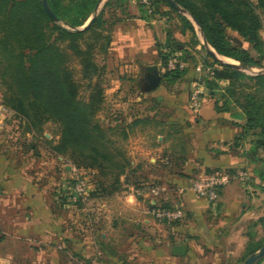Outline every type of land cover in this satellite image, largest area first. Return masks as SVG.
Instances as JSON below:
<instances>
[{
    "label": "crops",
    "instance_id": "obj_1",
    "mask_svg": "<svg viewBox=\"0 0 264 264\" xmlns=\"http://www.w3.org/2000/svg\"><path fill=\"white\" fill-rule=\"evenodd\" d=\"M134 10L138 14L135 6ZM171 25L166 18L150 24L137 18L116 32L118 39L112 56L122 63H135L118 65L111 89L116 99L109 103L112 112L108 118L103 117L106 125H119L128 131L124 154L130 165L120 178L121 189L102 200L91 198L89 201L101 207L97 211L81 208L66 197L74 183L61 181L64 195L50 196L41 182L44 171L32 184L16 182L7 173V179L0 182V264H34V254L19 256L20 243L24 244L23 252H46L47 264H211L222 240L234 234L241 239L236 248L246 247L248 234L236 226L255 218L253 205L262 198L264 182L254 169L257 163L248 157L251 140H240L245 119L234 117L231 112H218L216 99L206 94L201 109L192 108L190 92L199 76L196 68L201 64L191 60L182 81L169 86L172 93H179V99H146L159 88H152L155 76L143 69L156 65L162 72L160 64L152 61L158 55L154 45L156 41L166 42ZM174 35L183 42L179 46L196 54L189 43L190 33ZM135 73H143L148 87L130 98L125 93L137 88L127 87L126 82L133 83L128 79ZM124 94L127 97L123 98ZM135 108L142 109L141 113H134ZM163 111L169 114L165 116ZM150 122L158 128L141 127L130 134L132 127ZM241 170L248 171L247 180L229 182L217 202L200 198L191 190L195 179L211 173L239 176ZM66 174H71L69 169ZM149 184L163 189L164 205L185 210L184 221H156L149 213L151 198L134 195L135 188H147ZM233 218L237 221L235 226L223 227ZM178 245L188 246L185 256L173 255V248Z\"/></svg>",
    "mask_w": 264,
    "mask_h": 264
},
{
    "label": "trees",
    "instance_id": "obj_2",
    "mask_svg": "<svg viewBox=\"0 0 264 264\" xmlns=\"http://www.w3.org/2000/svg\"><path fill=\"white\" fill-rule=\"evenodd\" d=\"M127 1L132 0H109L96 16L99 0H48L60 21L56 23L45 11L42 0H0V44L4 48L1 63L9 68L2 76L12 78L10 88L16 99V105L10 106V109L34 124L42 125L48 120L60 123L62 131L54 149L56 154L68 155L70 150L68 156L77 167L97 170L104 176L112 177L110 187L101 182L97 188L102 191L109 189V194L121 189L120 178L130 165L122 151L109 148L110 144L114 145L112 134L123 133L124 130L119 125H106L96 118L98 107L94 103L98 102L86 103L78 98V85L68 63L72 58L79 59L85 77L90 78L97 71L92 59L94 46L85 40L90 35L99 36L98 30L106 23V9L114 3L123 5ZM149 1L153 10L151 14L155 15L157 1ZM174 1L200 24L204 38L218 54L239 62L244 69L264 70V41L260 35L264 26L260 13L264 11V0ZM144 7L149 13L146 5ZM94 16L89 29L77 30ZM181 18L185 30L192 35V46L199 45L195 26L185 15L181 14ZM230 32L248 43L251 50L235 45ZM171 38L170 35L166 44L171 55L161 56L164 68L168 67L174 54L184 52ZM26 50L28 56L22 53ZM210 57L213 63L207 66L212 69L213 75L207 77L204 84L211 93H221L216 100V110L220 113L241 110L240 116L245 119V125L240 140L251 138L253 147L248 157L253 162L264 163L259 154L260 150H264V98L255 96V92L264 94V73L247 75L219 62L212 55ZM186 72L187 68L181 71L175 68L168 70L164 78L177 81ZM222 82H228L224 90L220 88ZM245 90H252L253 93H246ZM96 98L100 101L98 95ZM254 157L259 161L253 160ZM260 177L264 182V169L260 171ZM263 246V242L251 243L248 257Z\"/></svg>",
    "mask_w": 264,
    "mask_h": 264
},
{
    "label": "rangeland",
    "instance_id": "obj_3",
    "mask_svg": "<svg viewBox=\"0 0 264 264\" xmlns=\"http://www.w3.org/2000/svg\"><path fill=\"white\" fill-rule=\"evenodd\" d=\"M108 1H106L104 4H101L102 0H99V4L97 6L98 11H96V16L99 15V13L103 10L105 4ZM156 1H157V5H156L155 15L148 13V11L145 9L144 5L140 0L127 1V3H124L123 5L114 3V5L106 9V13L104 16V20L106 23L105 25L103 24L100 31L98 30L99 36L90 35V37L89 38L87 37V39L85 40L86 43L93 44L94 46L92 48V59L97 66V71L90 78L85 77L83 73L82 64L79 59L72 58L68 63V67L70 68L72 75L78 85V89H79L78 98L86 103L98 102V103H94L95 106L98 107L96 118L100 119L102 123H105L103 117L108 118V115L112 112V109L109 107V103H111V101H114L116 99L115 96L116 93L111 92V89L112 86L114 85L113 79L117 78V75L114 73L117 70L118 65L120 64L124 65V63L127 65L135 64L134 62L127 63L125 62V60H123L124 63H122V60L120 58L115 59L112 56V53L115 52L114 48L115 45L117 44V39H118V36H116V32L118 31V28L122 27L124 24H128V22L135 20L137 18L143 20L146 24H150L153 21L162 18H166L168 19V21L172 22L171 25L172 27L170 26V28L167 29L168 34H167L166 42L160 43L156 41V44L154 45V48L157 50L158 55L156 56L155 59L153 60L151 59V60L158 62L161 66V70H162V72L160 73L161 81L157 87L159 89L153 93H149L146 99H149L150 101L152 99L156 100L157 97H162V100H172L175 98L176 99L180 98L179 93L174 94L172 93L171 90H169V86L182 81V79L187 74V72L181 79L177 81L171 82L168 78L167 80L166 78H164L165 73L168 70L171 71L173 69L169 68V64L167 68L163 67L164 61L162 60L161 56L162 54L166 55L170 53L169 50L166 48V44L168 43V41H170V35L173 41L181 45L183 44V42L181 41V39L178 40L175 37L174 33L180 34V32L181 33L183 32L190 33V32L185 30V26L181 18V14H183L182 12H179L174 7H173L174 10L171 9V7L169 6L171 4L168 2V0L166 1L156 0ZM134 6L137 8L138 14H135ZM260 13L264 23V11H261ZM183 15H185L195 26L197 38L200 44L195 47L192 46L193 48H195L194 50L196 51V54L190 52L189 49L183 48V46H179V48L184 50L183 54L176 53L172 56L171 59H178L179 61H183V62H186L184 60H188L186 62L187 64H189L190 60L191 62L197 64L200 63L201 65L198 64L199 66L198 65L197 66L203 67V72L200 73L197 70L198 67L196 68L199 76L195 81L196 85L194 86L193 89H195L197 85L201 84L204 87L203 97L206 94L210 97H214L217 100L221 93L219 92L211 93L210 91L207 90L204 84L205 79L213 75L212 69L207 66L209 63H213V59L210 57V55L212 54L209 48L204 43V39H203L204 36L202 34L201 27L197 25L196 20L187 13ZM55 22L60 23L59 19L58 21ZM88 22L85 24V26L88 24ZM260 35L264 41V26L263 29L260 31ZM190 36L191 38L189 43L193 44L191 42L192 40L191 33ZM230 36L232 42L235 45L243 47L246 50H251V46L248 43L244 42L236 33L230 32ZM86 43H83V45H85ZM3 50L4 48L0 44V182L2 183L4 179H7L6 175L7 173H9L10 175H12V180L16 182L20 183L22 181H26L32 184V181L34 182L36 181L35 179L40 178V175L44 171L43 174L44 178H41V182H44V186L48 188L47 190L48 194L50 196H53L55 194L57 195L59 194L62 196V194L64 195V192L62 189L60 190V187L62 186L61 181L66 182V184L75 183L77 179L83 178L90 185L91 188L90 197L87 201H79L76 202L75 204L81 208L92 207L96 210L99 208L101 209L99 205L98 206L96 205L97 202L95 203L89 200L91 198L102 200L104 198L113 195L114 193L113 194L108 193L109 191H111L109 189L105 191L97 189L98 184L101 182L105 183V186L107 188L110 187L109 185L113 182V178L110 176H104L101 173H99L97 170L77 167L68 156L70 154V150L68 155L56 154L54 149L55 146H57L58 142L60 141L61 131H62V127L60 123L55 122L53 120H48V121H44L42 125L34 124L30 119L24 116L22 117L19 114H17V112L10 109V106L13 107L12 105H16L15 102L16 99L10 88L11 84L13 83L12 78L8 77L9 75L2 76L3 72L9 71V68L4 65L2 66L1 63L4 57ZM22 53H25L27 56L29 55V52L27 50ZM252 53L254 56H256V53L254 51H252ZM188 67L189 66L187 65L186 68L188 69ZM146 68L147 67H145L143 70H146ZM178 69L179 71H181L180 68ZM235 69H238L239 71L244 72L247 75H257L258 73L261 72L264 73V70L257 68L244 69L240 65V63H239V67ZM143 78H144L143 73L141 75L139 74L138 76L135 73L134 77L131 76L130 79L128 80L132 79L133 83L126 82V85L127 87L133 85L132 87L137 89H135L133 93L132 91H130L129 93L126 92L125 94L131 96L130 98H134V94H140L142 91H144L148 87V82L143 81ZM227 84L228 82H222L220 87L221 90H224L228 86ZM136 91L138 92L136 93ZM191 92H190V97H191ZM245 92L253 93L252 90H245ZM125 94L123 95V98L128 96V95L125 96ZM97 95L100 97V101H97L96 98ZM255 96H257L258 99L264 98V94L262 92L259 93L255 92ZM141 111L142 109L139 110V108L138 109L135 108L133 112L141 113ZM161 113H166L165 116L169 114V112L166 111H163ZM231 113L234 117L241 115L240 109H233ZM136 126L130 129V134L135 132L136 129H140L141 127L151 128V130L158 128V126L153 122L145 123V125L141 124L138 125L137 127ZM127 138H128L127 130H124L123 133L116 132L115 134H112L111 141L114 143V145L110 144L109 148L117 149V151H122V153L124 154V149L126 147L124 143H126ZM249 139L251 140L252 143V139L251 138ZM259 154L264 155V150L263 152H259ZM253 160H258V158L254 157ZM260 160L264 161V158L260 156ZM256 163H257V167L254 169L260 176V171L264 169V163L261 161L259 162L256 161ZM67 169L70 170L71 174L69 175L66 174ZM240 172H244L247 174L246 176V180H247V178L249 177L248 171L241 170ZM15 173H17V175ZM212 174L214 173H211L210 175ZM227 175H229L230 182L237 179L240 180V182L244 183L243 181L244 179L241 180V178L236 174L234 175V173L233 174L228 173ZM262 194H263L262 198L257 200L253 205V208L256 212L255 218L252 220H243L242 222L237 223L236 226V229H243L248 234V243L246 244V247L244 248L242 247V250L236 248L237 245L236 243L239 240H241L237 236V234L230 236L229 239H226L225 241L223 237L222 238L223 244H220V247L217 248L216 253L213 254L214 259L211 262V264H245L246 260L249 258L248 249L250 244L257 242L264 243V192ZM66 197L72 200L71 196H66ZM179 208L181 207L179 206ZM96 210H92V211L98 213L97 212L98 210L97 211ZM92 211L90 213H93ZM102 211L103 210H101V213ZM84 213H89V212L86 211ZM85 218L87 219V217L84 216L83 219ZM231 222L232 223H227V225H223V227L227 226V229L229 227H233L235 226L237 221L235 220V218H233ZM0 237H2L1 231H0ZM18 247L20 248L19 256L21 258L23 256H29L30 254H31L30 256H32V254H34V262H33L34 264H47L46 261H48L47 258L49 257V255L46 252H44V254L23 252L22 251V249L24 248L23 243H20ZM255 264H264V257L258 260Z\"/></svg>",
    "mask_w": 264,
    "mask_h": 264
},
{
    "label": "built area",
    "instance_id": "obj_4",
    "mask_svg": "<svg viewBox=\"0 0 264 264\" xmlns=\"http://www.w3.org/2000/svg\"><path fill=\"white\" fill-rule=\"evenodd\" d=\"M142 3L146 5L149 13H152L151 3L149 0H142ZM187 67V63L179 61L178 59H171L169 61V68H180L184 70ZM197 70L202 73L203 67H198ZM204 87L203 85H197L191 92V106L194 110L201 109L203 101ZM169 160L167 164H169ZM247 174L244 172L239 173L241 179H246ZM230 182L229 175L214 173L202 178L195 179L192 182L191 190L200 198L206 199L209 202H217L220 197V192ZM91 188L88 182L83 179H77L74 183L72 192L70 194L74 203L79 201H87L90 197ZM163 189L157 184H149L147 188L139 187L134 189V195L138 198L149 196L151 198V204L149 213L156 219V221L164 224H176L185 220L186 212L179 207L169 208L164 206L161 197Z\"/></svg>",
    "mask_w": 264,
    "mask_h": 264
},
{
    "label": "water",
    "instance_id": "obj_5",
    "mask_svg": "<svg viewBox=\"0 0 264 264\" xmlns=\"http://www.w3.org/2000/svg\"><path fill=\"white\" fill-rule=\"evenodd\" d=\"M168 2L172 5V7H174L176 10H178L179 12H182L183 14H186V11L180 7L174 0H168ZM42 3H43V7L45 9V11L51 16V18L54 20V21H58V17L54 14V12L51 10L49 4H48V0H42ZM96 11H98V7L96 9ZM95 20V17H92L90 19V21L88 22V24L85 26V27H82V28H79L77 29L78 31H82V30H87L91 27L92 23L94 22ZM197 25H199V23L196 21ZM204 39V43L205 45L209 48L211 54L221 63L223 64H226V65H229L233 68H238L239 67V63L235 60H233V62H227V61H222L220 58L217 57V55H215L213 52H212V47L208 44V42L206 41L205 38ZM147 72L148 73H151V74H154V80L152 81L151 83V86L152 88H156L158 87L160 81H161V75H160V71H159V68L158 66L156 65H152V66H148L146 68ZM187 250H188V246L187 245H178V246H175L173 248V255L175 256H178V257H182V256H185L186 253H187ZM264 257V246L262 247V249L252 255L251 257H249L245 264H255L258 260H260L261 258Z\"/></svg>",
    "mask_w": 264,
    "mask_h": 264
},
{
    "label": "bare ground",
    "instance_id": "obj_6",
    "mask_svg": "<svg viewBox=\"0 0 264 264\" xmlns=\"http://www.w3.org/2000/svg\"><path fill=\"white\" fill-rule=\"evenodd\" d=\"M213 51V50H212ZM213 53H216L215 51H213ZM217 55V54H216ZM218 57L222 60V61H230V60H227V59H225V58H223V57H221L220 55H218Z\"/></svg>",
    "mask_w": 264,
    "mask_h": 264
}]
</instances>
